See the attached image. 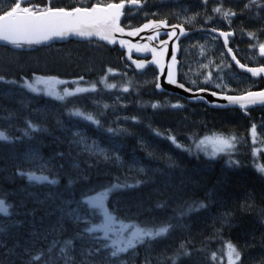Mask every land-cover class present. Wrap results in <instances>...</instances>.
Wrapping results in <instances>:
<instances>
[{"label":"rangeland","instance_id":"obj_1","mask_svg":"<svg viewBox=\"0 0 264 264\" xmlns=\"http://www.w3.org/2000/svg\"><path fill=\"white\" fill-rule=\"evenodd\" d=\"M50 1L53 7H66L75 3L81 5L102 4L112 0ZM248 2L249 0H207V3L204 0H148L144 8L127 11L123 24L132 27L146 18L168 16L190 27L198 24L200 26H219L224 18L222 14L215 13L214 8L221 7L236 14L244 13L246 17L241 19L227 18L229 25L236 33V39L232 43L233 46L242 49L239 51L242 56L257 63L261 61V57L257 53L258 45L264 43V0H257V4L245 9L244 6ZM9 4L8 0H0V13L4 12ZM192 17L194 19L189 21V18ZM248 33H254L255 38L250 39ZM70 45L62 44L41 51L23 53L0 47V76H3L5 81H16L14 85L0 81V105L3 103L0 127L8 132L10 137V142L0 143V154L8 157L6 165L0 166V197L12 205L9 209V216H0V226L9 224L6 232L0 233V264H25L27 257L23 259L25 256L22 254L25 248L33 245L35 248H46L55 236L57 238V234H51V226L59 231L61 242L66 239L74 240L77 231L84 227L83 223L77 225L74 222L75 215L86 217L93 222L99 219L97 216L88 215L86 206L80 203L82 196L117 183L133 185V187H122L110 194L108 207L115 214L120 209H125L127 212L131 208L137 209L141 214L143 211L154 209L163 200H166L168 206L174 209L175 205H179L180 197L182 195L184 197L189 189L193 190L194 188H201L200 191L206 190L204 194H207L209 199L204 203L200 202L205 207L198 206L195 213L190 211V218L187 221L182 219L172 223L169 221L172 219L171 216H164L160 210L158 216L155 215L157 208L152 210L149 216L138 223L156 225L170 223L173 228L165 237L155 241H146L144 245H139L134 251L125 254L123 257L125 264H137L138 261V264H141L139 257L151 264H171L170 258L174 257L181 243L187 246L191 255L180 257L177 264H227L226 257L223 255L222 257L220 255L216 261L210 260V252H208L209 255L206 253L203 256L204 251L201 248L193 249L188 246L190 240L183 238L188 235L191 239L193 226L195 227L193 224L199 227L202 225V219L205 216L209 217L210 209L207 204L210 207L218 206L219 203L228 205L230 197L239 195L240 200H252L253 203H258L264 212V174L258 173L255 168L257 163L264 164V108L252 111L249 119L246 116L237 115L233 111L218 115L207 114L203 108L187 106L177 97L159 96L153 93L155 92L153 85L156 77L154 72L137 74L127 70L120 60V56L113 50L98 44L71 42ZM70 51H74V53ZM182 53L181 73L186 75L192 88L212 87L227 93H243L253 85V81L249 77L240 74L229 65L223 47L215 36L199 34L187 39L182 44ZM93 69L94 71H92ZM109 69L112 70L111 73ZM34 77H54L67 81L68 83L56 85L60 92L64 88L70 90H74L76 87L89 88L93 84L96 85V91L77 94L60 101L42 93H32L20 86L24 79L31 82ZM105 77L107 83L116 84L117 87L106 88L105 84L100 83L101 79ZM125 86L129 88V91H122ZM38 87L43 88L42 85ZM248 87L250 88L248 89ZM145 104H149L148 111L144 108ZM152 104L162 106L153 108ZM173 104H181L182 108H173ZM104 105H108V107L105 108ZM77 108L92 113L101 121V126L98 127L69 114L71 110ZM31 112L34 115L29 116L28 114ZM133 117L135 120L132 119ZM162 120L164 121L162 122ZM26 122L34 124L39 131L33 132L31 129H27ZM235 122L236 125H234ZM168 123H175L177 126L184 125L185 130H188L187 138L176 129H166L165 133L156 129L150 130L151 126L161 129L164 124ZM253 125L257 129L255 144L251 135ZM110 127L117 131L108 132L107 129ZM53 128H55V132H52ZM25 130L28 131V135H24ZM123 131H127L125 135L128 133L132 137V141L128 144L125 142L126 137L121 133ZM75 132L79 133V136L74 135ZM157 132L160 135H157ZM64 133H67L62 138L66 139L65 143L57 139ZM214 135L234 136L236 138L235 148L230 153H220L213 158L211 145H205L199 149L196 147L200 139ZM169 136L175 137L177 143L183 147L178 148L168 139ZM81 138L83 143H78ZM93 143L96 145V149L93 152L86 151L85 146L90 147ZM254 148L262 149L255 157L253 156ZM100 149L104 150L108 159H105L104 155L100 153ZM193 154L194 158L191 156ZM218 158L221 159V162L218 164V168L213 170L214 161ZM230 161H238V163L232 164ZM19 172L39 173L47 176L50 180L56 179L58 183L51 185L46 182H28L26 176L18 175ZM216 175L222 177L220 176L221 182L219 181L218 184L219 193L213 195L208 187ZM80 178H83L84 182L79 187L75 185V182ZM70 181L71 183H69ZM233 184L235 185L233 186ZM150 185H154L159 192L146 188ZM231 188L233 190H230ZM195 189L194 191H196ZM68 190L69 192L66 194ZM146 194L157 198L162 197L158 202L148 204L144 201L147 197ZM23 197L26 200L35 199L43 204V208L18 220L16 214L19 212L16 211V207L23 205ZM57 198H60L59 203ZM240 200L237 199L238 202ZM220 204L219 208L222 207ZM126 212H123L119 218L127 223H137L136 219L131 218L137 216L134 214L127 216ZM251 214L253 213L251 212ZM254 218H249V220L253 222ZM191 219L192 221H190ZM10 221L14 224H10ZM18 223L27 226L29 235L21 237ZM197 227H195V232ZM67 228L70 229L69 234L72 235L67 233ZM10 231L11 236L8 237ZM262 238L264 239V235ZM262 238L260 233L258 244L252 245L253 242L247 244L246 251L242 252L240 264H250V260H253L258 254L263 255L264 249L260 250L263 248L264 240ZM230 242L233 243V241ZM78 245L76 248L74 247V253L77 258H80L81 249L93 246V242L80 240ZM195 254L198 260L195 259L194 262L192 257H195ZM262 260L264 264V257Z\"/></svg>","mask_w":264,"mask_h":264},{"label":"snow or ice","instance_id":"obj_2","mask_svg":"<svg viewBox=\"0 0 264 264\" xmlns=\"http://www.w3.org/2000/svg\"><path fill=\"white\" fill-rule=\"evenodd\" d=\"M207 3V0H204ZM14 6L10 10L4 11L0 15V42L12 45L15 48H20L23 45H38L50 40L52 37L65 38L68 35H77L81 37L96 35L102 40H106L109 43H114L113 33H124V28L120 27L119 20L122 13V9L125 8V4L134 5L140 7L143 0H121L118 4H108L105 7L93 6L92 8L76 7L71 11H67L64 8L53 9L46 7L45 10H34L35 6H22L23 0H13ZM257 4V0H249L245 4V9H249L251 5ZM259 6V5H258ZM215 13L222 14L224 18L235 16L236 13L231 10H224L221 7L214 8ZM194 17L189 18V21ZM166 26L165 21H149L142 27L134 29L128 32V35H135L141 31L147 29H159ZM179 27L180 35H184L185 31L182 26L173 25V31L167 33L169 38L176 36L175 29ZM215 31V29H212ZM231 32H220L219 35L225 37V44L227 45V37L231 36ZM250 39L255 38L254 33H248ZM159 32H155L154 35L148 36L146 39L152 41L154 38H158ZM127 42L121 40L120 44L123 46ZM162 44L167 45V41H161ZM129 47H132L129 45ZM137 50L152 51L153 60L150 63H155L158 66L161 64V60L158 58V53L155 48H149L148 44L142 46L136 45ZM259 54L264 56V43H259ZM175 49L173 50V64L169 65L167 82L175 84L177 87L183 88L182 84H178L173 72L175 62ZM235 59V57H233ZM138 69L145 67L143 61H133ZM239 64V61H237ZM241 68H245L243 64ZM252 75H258L264 73V67L261 68H246ZM111 69L109 72L111 73ZM163 72V68H161ZM83 79V78H81ZM106 77L102 78L100 83L105 84L108 89L116 88L117 85L113 83H107ZM159 79V78H158ZM0 81L8 84H16V81H5L3 76H0ZM68 83L67 81L58 80L54 77H34L30 82L27 79L23 80L20 85L26 88L28 91L35 94H44L53 99L64 101L67 97L75 96L77 94L96 91V85L93 84L89 88L76 87L74 90L64 88L62 92L58 91L56 85ZM75 83V82H74ZM43 86L40 88L38 86ZM157 89L161 88L159 82L156 84ZM122 91H129L128 87H123ZM188 91V89H185ZM224 99L228 100L229 104H239L244 109L248 105L252 104H264V91L260 92H248L244 96L233 97L226 96ZM160 105L152 104L153 108H157ZM105 108L108 105H104ZM173 108H179L181 105L173 104ZM72 116L79 117L85 121L90 122L93 125L101 126V121L96 118L92 113L84 112L80 109H73L69 113ZM135 120V117L132 118ZM27 123V129L31 131H39V129L31 122ZM108 132L112 133L117 130L108 128ZM28 131L25 130L24 135H28ZM74 135L79 136V133ZM157 135H160L157 132ZM251 135L253 137V143H256L257 129L253 125L251 129ZM168 139L172 141L178 148H182L183 145L177 143L175 137L169 136ZM10 137L4 131H0V141H9ZM234 136L225 137L220 135H214L211 137H205L200 139L196 147L199 149L205 145L212 146L213 158L220 153L231 152L235 148ZM78 143H83V140ZM96 149V145L85 146V150L93 152ZM104 155L105 159H108L103 149L99 150ZM262 149H253V156L255 157ZM119 159V157H117ZM232 164H237L238 161H230ZM256 171L260 174H264V164L257 163L255 165ZM18 175L26 176L28 181L54 185L58 183L56 179H49L45 175H36L34 172H19ZM71 183V181L69 182ZM122 187H133V185H121L119 183L113 184L110 187L102 188L91 193H86L82 196L80 203L86 206L88 215L97 216L99 219L95 222L82 217L80 215L74 216V222L79 225L84 224L82 229L77 231L75 240H90L93 242V246L89 248H82L79 254L80 258H77L74 253V240L66 239L62 242L53 238L52 242L47 245L46 248H35V246L27 247L23 250V255L27 257L25 264H125L124 255L137 249L139 245H144L146 241H155L158 238L165 237L169 234L173 225L170 223L156 224H140V223H127L121 220L113 211L108 207V199L110 194ZM12 205L8 204L4 198H0V216L7 217L10 215L9 209ZM200 208L205 207L204 204L199 205ZM190 207L188 211H192ZM75 211V210H73ZM185 213L181 211L180 215ZM72 215L71 213L69 214ZM6 229L0 226V233H5ZM58 249V250H57ZM191 252L186 248L184 243H181L179 249L171 259V264H177V260L180 257L190 256ZM226 257L227 264H240L242 260L241 249L232 242H227L225 245V251L222 253ZM213 261L217 260V254L213 252L211 254Z\"/></svg>","mask_w":264,"mask_h":264},{"label":"water","instance_id":"obj_3","mask_svg":"<svg viewBox=\"0 0 264 264\" xmlns=\"http://www.w3.org/2000/svg\"><path fill=\"white\" fill-rule=\"evenodd\" d=\"M121 3V2H119ZM112 4H118V3H112ZM108 5V4H107ZM107 5H93V6H98V7H105ZM144 5V2L142 3L141 6ZM93 6H91L90 8H92ZM140 6V7H141ZM133 7H137L134 5H129V4H125V8L122 9V13L123 15H121L120 20H119V25L120 27L124 28V33H120V32H115L113 33V38L115 40L114 43H109L106 40H102L100 39L98 36L93 35V36H85V37H81V36H77V35H68L65 38H61V37H52L50 40L38 44V45H31L30 47H28L27 49H31L34 48L36 46H41V45H48L51 44L53 42H66L70 39L72 40H76V41H97L100 43H103L104 45L110 47V48H115L117 47L119 50L124 52V57L125 60L132 66V68L134 70H136L137 72H143L146 69H148L149 67L153 66L156 71H157V82L160 83L161 88L157 89V87L155 86L156 92L157 93H164V94H170V95H175L178 96L190 103H203L206 106L213 108V109H217V110H226V109H240V110H247L250 108H257V107H263L264 104H252V105H248L246 108L242 109L239 104H229L228 100L224 99V97L226 96H233V97H239V96H244L246 95L248 92H245L243 94H227V93H223V92H219L216 90H212V89H208V88H200V89H191L186 87L185 85H183V88L181 87H177L175 84H171L167 82V77H168V71H169V65L173 64V50L175 49V62H174V67H173V72L175 74V79L177 81V68H178V60H177V56L180 52V47L179 44L181 42L182 39L188 37L189 35H191L194 32H198V31H206L209 32L211 34H214L215 36H217L220 40L222 45L225 48V52L226 55L228 56L230 62L241 72L247 73L248 75H250L253 78H258V77H264V73H259L258 75H252L251 72L247 71L246 68H261L262 66H258V67H254V66H245V68H241L240 65L242 64L234 55L233 50L230 48V39H233L235 37L234 33L231 36L227 37V45L225 44V37L220 36L219 33L220 32H226V31H220V30H216L212 31L213 28H204L201 30H193V31H187L184 28L185 34L184 35H180V30L179 27H177L175 29L176 31V36L169 38V36L167 35V33L173 31L172 26L173 25H168L167 21L166 22V26L159 28V29H147L145 31H141L138 34L135 35H128V32L133 31L134 29L140 28L142 27L144 24L148 23L149 21H154V22H159V21H163V20H148L145 23H143L140 26L134 27V28H125L124 26H122V20L124 17V12L125 9L127 8H133ZM88 8V9H90ZM66 10V9H65ZM73 10V9H71ZM71 10H67V11H71ZM232 17V16H231ZM176 26H180L178 24H174ZM159 32V36L158 38H154L152 41H148L146 38L150 35H154L155 32ZM163 36L165 37V39L160 40L159 38ZM126 41L127 43L125 45H121L120 41ZM161 41H167V45H164L161 43ZM144 44H148L149 48H155L157 53H158V58L161 60V64L160 66H158L155 63H150L153 60V53L152 51H144V50H137V48L135 47L136 45H144ZM5 45H9L3 42H0V46H5ZM129 45H131L132 47H129ZM11 46L14 50H22L24 47L21 46L20 48H15L12 45ZM259 51V49H258ZM134 57H138V58H145V57H149L150 59L148 61H143L145 64V67L142 69H138L136 64L133 63V61H137L140 62L142 60H139L138 58H134ZM233 57H235V59H233ZM237 61H239V64L237 63ZM161 68H163V72H161ZM159 78V79H158ZM178 84H181L177 81ZM185 89H188V91H185ZM260 91H264V89L262 90H258V91H249V92H260ZM36 175H40V174H36Z\"/></svg>","mask_w":264,"mask_h":264},{"label":"trees","instance_id":"obj_4","mask_svg":"<svg viewBox=\"0 0 264 264\" xmlns=\"http://www.w3.org/2000/svg\"><path fill=\"white\" fill-rule=\"evenodd\" d=\"M47 1L49 2L50 0H41V1L37 0V1H35V3L38 4V6H35V9L36 10H44V9H46L47 6H45V5H47ZM115 1H121V0H112V1H109V2H106V3H102V4H108L110 2H115ZM143 2H144V6L143 7H145L147 5V3H148V0H143ZM91 5L92 4L81 5V4L75 3V4H72L70 6H67V8H73V7H76V6H78V7H90ZM10 8L11 7L7 8L5 11L10 10ZM153 18H155V17H153ZM160 19L166 20L169 23H173V22L174 23H178V24H181L182 23L181 21L176 20V19L173 20V19H171L168 16H163ZM231 30H234V29L231 28ZM102 46L105 47L104 45H102ZM115 51L118 54V56L121 54V53H119L118 50H114V52ZM153 88H154V86H153ZM253 90H255V89H253ZM203 109L206 112V109L205 108H203ZM232 111L235 112L237 115H241V116L243 115V113L241 111H235V110H232ZM218 114H220V113H217L215 115H218ZM246 117L249 119L251 116H246ZM174 127H175V129H185V126L182 125V124L179 125V126H177L174 123ZM191 156L194 158V154L191 155ZM214 162H215V164H214V166H213L212 169H214L215 167L218 166V164L221 162V159L218 158ZM83 182H84V179L83 178H80L78 181L75 182V184L80 187V186H82ZM193 191H194V189L192 190V192ZM189 192H191V191H189ZM207 197H208L207 194H204V193L203 194H197L196 198H195V196H190L189 201L191 202V206H192V204H196V205L199 206L200 205V202H203L204 203L206 201H209V199ZM230 198H231V200L229 199L228 205L223 204V203H222V205L220 204L223 207L221 209L219 208V206H215V207L211 206L210 207V205L207 204V207H209V209H210L209 211L211 212V213L208 212V216L210 218L205 216V218L202 219V225H200L199 227L195 226V227H197L196 232H195V227H194L193 233H192L193 236H192L191 239H189V236L188 235L185 237V239L190 240L189 243H190V246L191 247L193 246V249L194 248H196V249L200 248L197 245V243H196L197 240L199 242H201L200 239L203 240V241H209V242H211V244L208 243L207 246L203 244L204 245V248H205V251H207V253L210 252V255L208 253L210 260H212L211 259V253H213V252H215L217 254V259H218V257L220 255L222 257L223 250H225V245L229 241H233V243L235 245H237L241 249L242 252H245L246 249H247V247H248L247 244H249L250 242H253L252 245L253 244H258L257 242L260 239V233H261V238L264 235L263 234L264 233V212L261 210L260 205L258 203L257 204L256 203H253L252 200L251 201H246V200L243 201V199L240 200V196L239 195L236 198L235 197H233V198L230 197ZM237 199L240 200V202H238ZM224 206H226V207H224ZM253 206H255V207H253ZM167 207H168L167 201L166 200H163V201H160L158 203V205L155 206L154 208L155 209L157 208V212H159V209H161V208H164V210L167 211ZM217 207H218V209H217ZM189 208H190L189 205H181L180 203H179V205H175V208L173 209V213H172V214H175V215L169 221H171L172 223L173 222H177V221L182 220V219H186V221H187L190 218V214H191L188 211ZM215 208H216V210H215ZM149 209H151V208H149ZM152 210H154V209H152ZM152 210H150V213L152 212ZM220 210L222 211V213H221ZM128 211H131V209H128ZM181 211H183L185 213L183 216L180 215ZM219 211H220V213H218ZM123 212H126V210H118V211H116V215L119 217ZM240 212H241V214H240ZM251 212L253 214H251ZM242 213H244V214H242ZM250 214L253 215V216H251ZM129 215H130V213H127V216H129ZM147 215H148L147 213L146 214L145 213H141L139 215V217H131V218L136 219L135 222L138 223V222H141L142 220H144L147 217ZM212 216H214V217H212ZM215 216H216V218H215ZM237 217H238V219H237ZM252 217H255L253 222H251L250 220H248L249 218H252ZM232 218H234L239 223H237ZM216 219H218V220L216 221ZM242 219H243V221H242ZM244 221H246L245 222V225H244ZM221 222H222V224H221ZM237 225H238V227H237ZM208 226H210V227H208ZM3 227L6 229V228L9 227V224H5ZM227 227H229V228H227ZM225 228H227V229H225ZM69 232H71V231H70L69 228H67V233L69 234ZM220 232H221V234H220ZM236 232L239 233V234H237ZM207 233L208 234L209 233L211 234V237L210 238H208ZM227 234H229V236ZM69 235H72V234H69ZM9 236H11V231L8 233V237ZM262 240H264V239L262 238ZM79 242H80V240H75L74 239V247L75 248H76V245L79 244ZM262 246H263V248H261V249H264V241H263ZM141 256H142V254H141ZM256 257L253 260H250L249 263L250 264H263L262 258L264 257V253H263V255L258 254V256H256ZM23 259H25V258H23ZM139 260H140L141 264H151V263H149V261H143L142 260V257H139ZM245 261H246V258H245Z\"/></svg>","mask_w":264,"mask_h":264},{"label":"bare ground","instance_id":"obj_5","mask_svg":"<svg viewBox=\"0 0 264 264\" xmlns=\"http://www.w3.org/2000/svg\"><path fill=\"white\" fill-rule=\"evenodd\" d=\"M66 8H67V6H66ZM232 17H235V16H232ZM196 26H199V24L198 25H196ZM193 27H195V26H193ZM203 29V28H202ZM55 43V45L56 46H59V44H60V42H54ZM70 43V42H69ZM52 44V43H51ZM51 44H48V45H45L46 47H49ZM86 44V43H85ZM70 45V44H69ZM65 46H67V43H66V45ZM71 46V45H70ZM74 46V45H73ZM80 46V45H79ZM64 47V46H63ZM66 48V47H65ZM73 48V47H72ZM68 49V48H67ZM77 49V48H76ZM75 49V50H76ZM66 50V49H65ZM64 50V51H65ZM105 50V49H104ZM63 51V52H64ZM80 51V50H79ZM70 52H73L74 53V51H70ZM70 52H68L69 54H70ZM116 52V51H115ZM82 53H83V51H82ZM93 53V52H92ZM120 53V52H119ZM72 54V53H71ZM76 54V53H75ZM77 55V54H76ZM75 55V56H76ZM68 56V55H67ZM93 56V55H92ZM120 56V55H119ZM123 56V55H122ZM73 57H74V55H73ZM77 57V56H76ZM85 58V57H84ZM102 58V57H101ZM147 58V57H146ZM145 58V59H146ZM149 58V57H148ZM105 60V59H104ZM83 61V60H82ZM100 61V60H99ZM114 62V61H113ZM124 62V61H123ZM128 63V62H127ZM221 63V62H220ZM89 64V63H88ZM98 65V64H97ZM260 65V64H259ZM262 65V64H261ZM87 66V65H86ZM95 66V65H94ZM91 67V66H90ZM92 67H93V65H92ZM68 68V67H67ZM98 68V67H97ZM95 69H96V66H95ZM101 69V68H100ZM10 70V69H9ZM13 71V70H12ZM66 71H67V69H66ZM88 71V70H87ZM92 71H94V69L92 70ZM98 72V71H97ZM96 72V73H97ZM101 72V71H100ZM227 72V71H226ZM231 73H232V71H230ZM10 73V72H9ZM184 74V73H183ZM89 76V75H88ZM91 76V75H90ZM186 76V75H185ZM227 77V76H226ZM234 77V76H233ZM96 78V77H95ZM192 78V77H191ZM229 78H230V76H229ZM86 79V78H85ZM190 79V78H189ZM239 79V78H238ZM192 80V79H191ZM246 80H247V78H246ZM177 81H180V80H178L177 79ZM190 81V80H189ZM242 81H243V79H242ZM192 82V81H191ZM202 83V82H201ZM248 83V82H247ZM253 83V82H252ZM201 85V84H200ZM245 85V84H244ZM205 86V85H204ZM246 86V85H245ZM241 87V86H240ZM220 88V87H219ZM250 87H248V89H249ZM252 88H254V87H252ZM252 88H250V89H252ZM238 90V89H237ZM240 90V89H239ZM244 90V89H243ZM154 91V90H153ZM221 92H223V91H221ZM240 92V91H239ZM149 93V92H148ZM153 93H155V92H153ZM224 93V92H223ZM232 93V92H231ZM151 94V93H150ZM151 95H153V94H151ZM145 96V95H144ZM156 96V95H155ZM159 97V96H158ZM152 99V98H151ZM154 99V98H153ZM175 99V98H174ZM182 100V103L183 104H185V105H187V106H199V108L201 107V108H205L206 109V113L207 114H211V115H215V114H217V113H224V112H230V111H232V110H217V109H213V108H210V107H208V106H206L205 104H203V103H190V102H188V101H186V100H184V99H181ZM170 101V100H169ZM176 101V100H175ZM160 102V101H159ZM174 102V101H173ZM179 103V102H178ZM148 105L149 104H145V106H144V108H145V110H147L148 111ZM158 105H160V104H158ZM179 105H181V104H179ZM160 106H162V105H160ZM180 108H182V105H181V107H179V108H177V109H180ZM200 108V109H201ZM127 109V108H126ZM128 109L130 110V108L128 107ZM160 109V108H159ZM171 110H173V109H171ZM167 111H168V109H167ZM166 111V112H167ZM165 112V111H164ZM116 113H118L117 111H116ZM158 114H160L159 112H158ZM231 114V113H230ZM29 116L30 115H32V112L31 113H29L28 114ZM155 115V114H154ZM168 115V114H167ZM232 115V114H231ZM230 115V116H231ZM163 116V115H162ZM161 116V117H162ZM165 116V115H164ZM179 116V115H178ZM243 116V115H242ZM160 117V116H159ZM235 117H237V116H235ZM162 119V118H161ZM164 119V118H163ZM166 119V118H165ZM235 119V118H234ZM160 120V119H159ZM14 121V120H13ZM164 120H162V122H163ZM228 121V120H227ZM246 121V120H245ZM160 122V121H159ZM161 122V123H162ZM166 122V121H165ZM170 122V121H169ZM247 123V122H246ZM227 124V123H226ZM237 123L235 122V124L234 125H236ZM154 125V124H153ZM227 125H229V124H227ZM232 125H233V123H232ZM243 125H244V123H243ZM158 126V125H157ZM145 127V126H144ZM244 128V127H243ZM160 130V131H162V132H164V130H166V129H174L175 130V127H174V123H168V124H164L163 126H162V128L160 129V127H159V129H158V127H153V126H151L150 127V130L152 131V130ZM246 129V128H245ZM244 129V130H245ZM176 130H178V131H180L181 133H182V135L183 136H186V138H187V135H188V130H185V129H176ZM144 131V130H143ZM126 132L127 131H123V132H121L122 133V135L123 136H125L126 138H125V142H126V144H128L129 142H131L132 141V137L130 136V135H128V133H127V135H125L126 134ZM166 132V131H165ZM164 132V133H165ZM76 133V132H75ZM146 133V132H145ZM172 133V132H171ZM179 133V132H178ZM174 134V133H173ZM175 134H177V133H175ZM194 134V133H193ZM67 135V133H64V134H61V135H59V137H58V140L60 141V142H64L66 139H62L64 136H66ZM169 135V134H168ZM74 136V135H73ZM143 136V135H142ZM146 136V135H145ZM86 137V136H85ZM67 138V137H66ZM84 138V137H83ZM87 138V137H86ZM86 138H84V139H86ZM182 138V137H181ZM189 138V137H188ZM193 138V137H192ZM62 139V140H61ZM82 139V138H81ZM183 139V138H182ZM184 140V139H183ZM188 140V139H187ZM81 141V140H80ZM185 141V140H184ZM0 142H3V143H5V141H0ZM10 142V141H9ZM16 143H18V141H15ZM22 142V141H21ZM77 142H78V140H77ZM86 142V141H85ZM141 142V141H140ZM189 142V141H188ZM43 143V142H42ZM65 143V142H64ZM63 143V144H64ZM123 143V142H122ZM122 145V144H121ZM186 145V144H185ZM189 145V144H188ZM40 147V146H39ZM38 147V148H39ZM135 147V146H134ZM43 148V147H42ZM121 148V147H120ZM126 148V147H125ZM45 149V148H44ZM48 149V148H47ZM129 149V148H128ZM32 150V149H31ZM36 150V149H35ZM155 150V149H154ZM163 150V149H162ZM160 151V150H159ZM171 151V150H170ZM46 152V151H45ZM53 152V151H52ZM172 152V151H171ZM248 153V152H247ZM37 154H39V153H37ZM163 154V153H162ZM174 154V153H173ZM38 156V155H37ZM43 156V155H42ZM162 156V155H161ZM41 157V156H40ZM161 158V157H160ZM176 158H178V157H176ZM171 159V158H170ZM248 159H250V158H248ZM7 161H8V157L6 156V155H4V154H0V166L1 167H3L4 165H6V163H7ZM159 161V160H158ZM163 163V162H162ZM245 163V162H244ZM251 164V163H250ZM148 165H150V164H148ZM160 165V164H159ZM193 166V165H192ZM168 167V166H167ZM188 167V166H187ZM158 168H160V167H158ZM162 168V167H161ZM197 168V167H196ZM218 168V166L217 167H215L213 170H215V169H217ZM221 168V167H220ZM249 168H251V167H249ZM199 169V168H198ZM115 171V170H114ZM162 171H163V169H162ZM196 171V170H195ZM35 173V172H34ZM35 174H39V173H35ZM211 174V173H210ZM215 174V173H214ZM228 174V173H227ZM229 174H231V173H229ZM155 175V174H154ZM160 175V174H159ZM198 175H199V173H198ZM208 175V174H207ZM224 175V174H223ZM241 175V174H240ZM244 175V174H243ZM194 176V175H193ZM211 176H212V174H211ZM221 176V175H220ZM220 176H218V175H216L215 177H214V179L211 181V179H210V181H211V183H210V185H209V187H208V190L213 194V195H217L219 192H218V184H219V181L221 180V178H220ZM230 176V175H229ZM228 176V177H229ZM248 176V175H247ZM197 177V176H196ZM204 177V176H203ZM202 177V178H203ZM222 177V176H221ZM232 177V176H231ZM235 177V176H234ZM168 178V177H167ZM209 178H210V176H209ZM208 178V179H209ZM224 178V177H223ZM238 178V177H237ZM26 179H27V177H26ZM204 179V178H203ZM207 179V180H208ZM230 179V178H229ZM228 179V180H229ZM65 181L67 180V179H64ZM158 180V179H157ZM196 180V179H195ZM198 180V179H197ZM224 180V179H223ZM165 181V180H164ZM191 181V180H190ZM231 181V180H230ZM229 181V182H230ZM30 182V181H29ZM208 182V181H207ZM221 182V181H220ZM228 182V181H227ZM235 182V181H234ZM243 182V181H242ZM256 182H258V181H256ZM37 183V182H36ZM146 183V182H145ZM231 183H233V182H231ZM157 184V183H156ZM161 184V183H160ZM202 184V183H201ZM258 184V183H257ZM11 185H13V184H11ZM10 185V186H11ZM76 185V184H75ZM188 185V184H187ZM225 185H226V183H225ZM228 185V184H227ZM235 184H233V186H234ZM259 185V184H258ZM160 186V185H159ZM162 186V185H161ZM232 186V185H231ZM252 186V185H251ZM12 187V186H11ZM190 187V186H189ZM189 187H188V189H189ZM202 187V186H201ZM220 187V186H219ZM229 187V186H228ZM146 188H151V189H153L154 191H156V192H159L158 190H157V188L154 186V185H150V186H148V187H146ZM159 188V187H158ZM205 188V187H204ZM250 188V187H249ZM252 188V187H251ZM164 189V188H163ZM195 189V188H194ZM199 189H201V188H199ZM198 188H196L195 190L196 191H193L192 192V190L191 189H189L188 190V192H187V195H185L184 197H183V195H182V197H180L181 199V201L179 202L181 205H189V207H191L193 210L191 211V212H193V213H195V212H197V210H198V205H196V204H192V206H191V202L189 201V197L190 196H195V198H196V196H197V194H203L206 190H204V189H202L201 191L199 190ZM215 189V190H214ZM242 189V188H241ZM246 189V188H245ZM166 191H167V189H165ZM179 190V189H178ZM198 190V191H197ZM230 190H233L232 188L230 189ZM244 190V189H243ZM249 190V189H248ZM254 189H252V191H253ZM183 191V190H182ZM189 191H191V192H189ZM251 191V190H250ZM15 192H17V191H15ZM69 192V190L66 192V194ZM201 192H203V193H201ZM232 192V191H231ZM241 192V191H240ZM253 192H255V191H253ZM260 192H262V191H260ZM145 193V192H144ZM178 193V192H177ZM180 193V192H179ZM182 193V192H181ZM183 193H185V192H183ZM256 193V192H255ZM65 194V195H66ZM74 194V193H73ZM186 194V193H185ZM147 195V194H146ZM253 195V194H252ZM258 195V194H257ZM219 196V195H218ZM161 197L162 196H160L159 198H157L156 196H150V195H147V197H146V199L144 200L145 202H147L148 204H153V203H156V202H158L160 199H161ZM174 197V196H173ZM179 197V196H178ZM260 197V196H259ZM262 197V196H261ZM260 197V198H261ZM0 198H2V197H0ZM24 199H22V201L24 202L23 203V205L22 206H18V207H16V211H18L19 213H17L16 214V218L18 219V220H21V219H24L25 217H27V216H29V214L30 213H32V212H34V211H40L42 208H43V204H40L39 202H37L35 199H25V197H23ZM141 198V197H140ZM171 198V197H170ZM236 198V197H235ZM245 198V197H244ZM256 198V197H255ZM264 198V197H263ZM60 198H57V202L59 203V200ZM179 199V198H178ZM253 199V198H252ZM259 199V198H258ZM249 200H250V198H249ZM177 201V200H176ZM246 201H248V200H246ZM234 202V201H233ZM229 203V202H228ZM248 203V202H247ZM217 204V203H216ZM220 204V203H219ZM219 204H218V206H219ZM175 205V204H174ZM226 205H227V203H226ZM214 207V206H213ZM224 207H226V206H224ZM24 208V209H23ZM131 208V207H130ZM221 208H223V207H220V209ZM237 208V207H236ZM115 209V208H114ZM149 209V208H148ZM155 209V208H154ZM217 209H218V207H217ZM121 210V209H120ZM125 210V209H124ZM163 214H164V216H171V217H173L175 214H172L173 213V209L172 208H170L169 206L167 207V211H165L164 210V208H161V209H159ZM212 210V209H211ZM215 210H216V208H215ZM233 210V209H232ZM218 211V210H217ZM221 211V210H220ZM228 211V210H227ZM235 211V210H234ZM126 213H130V214H134L135 216H137V217H139V214H140V211H138L137 209H135V208H131V211H127ZM143 213H147L148 215L147 216H149V213H150V210H148V211H143ZM152 213V212H151ZM221 213H222V211H221ZM239 213V212H238ZM206 214V213H205ZM231 214V213H230ZM240 214H241V212H240ZM242 214H244V213H242ZM246 214V213H245ZM155 215H158L159 216V212H155ZM221 215V214H220ZM235 215V214H234ZM248 215V214H247ZM251 215V214H250ZM163 216V217H164ZM199 216V215H198ZM233 216V215H232ZM249 216V215H248ZM156 217V216H155ZM212 217H214V216H212ZM218 217V216H217ZM227 217V216H226ZM235 217V216H234ZM161 218V217H160ZM189 218V217H188ZM200 218V217H199ZM210 218V217H209ZM215 218H216V216H215ZM221 218V217H220ZM241 218V217H240ZM193 219V218H192ZM192 219L190 220V221H192ZM196 219V218H195ZM231 219V218H230ZM232 219H234V218H232ZM237 219H238V217H237ZM169 220V219H168ZM214 220V219H213ZM218 219H216V221H217ZM222 220V219H221ZM224 220V219H223ZM235 220V219H234ZM246 220V219H245ZM249 220V219H248ZM194 222H195V220H193ZM215 221V220H214ZM236 221V220H235ZM241 221V220H240ZM242 221H243V219H242ZM245 222L246 221H244V225H245ZM190 223V222H189ZM225 223V222H224ZM239 223V222H238ZM250 223V222H249ZM10 224H14V223H12L11 221H10ZM213 224V223H212ZM221 224H222V222H221ZM220 224V225H221ZM18 225L20 226V229H19V231H20V234H21V237L23 236H27V235H29V233H28V228H27V226L25 225V224H23V223H18ZM192 225V224H191ZM193 225H195L196 226V224H193ZM198 225V224H197ZM234 225V224H233ZM240 225V224H239ZM227 226V225H226ZM208 227H210V226H208ZM217 227V226H216ZM219 227V226H218ZM223 227V226H222ZM235 227V226H234ZM237 227H238V225H237ZM193 228H194V226H193ZM206 228V227H205ZM227 228H229V227H227ZM227 228H225V229H227ZM244 228V227H243ZM247 228V227H246ZM50 229H52V232H51V234L53 235V234H57V238L56 239H58V240H60V233H59V231L55 228V227H53V226H51L50 227ZM210 229V228H209ZM233 229V228H232ZM240 229V228H239ZM193 230V229H192ZM218 230V229H217ZM216 230V231H217ZM250 230V229H249ZM18 230H17V232H19ZM208 231V230H207ZM212 231V230H211ZM215 231V232H216ZM237 231V230H236ZM251 231V230H250ZM190 232H192V231H190ZM210 232V231H209ZM244 232V231H243ZM181 233V232H180ZM187 233V232H186ZM189 233V232H188ZM237 233V232H236ZM252 233V232H251ZM59 234V235H58ZM220 234H221V232H220ZM232 234V233H231ZM237 234H239V233H237ZM205 235V234H204ZM203 235V236H204ZM226 235V234H225ZM228 236H229V234H227ZM252 235V234H251ZM202 236V235H201ZM207 236H208V238H210L211 237V234L209 233H207ZM213 236V235H212ZM221 236V235H220ZM233 236V235H232ZM245 236V235H244ZM56 237V236H55ZM54 237V238H55ZM242 237V236H241ZM185 239V238H184ZM219 240V239H218ZM192 241V240H191ZM194 241V240H193ZM200 241L201 242H199L198 240L196 241V243H197V245L204 251V254H203V256H205V254L207 253V251H205V248H204V245H208V243H210L211 244V242H209V241H203V240H201L200 239ZM217 241V240H216ZM262 241V240H261ZM215 242V241H214ZM256 242V241H255ZM202 243V244H201ZM260 243V242H259ZM204 244V245H203ZM188 246H190V245H188ZM195 246V245H194ZM187 247V246H186ZM193 247V246H192ZM259 247V246H258ZM167 250V249H166ZM260 250H262V249H260ZM256 251H258V250H256ZM257 253V252H256ZM255 253V254H256ZM142 254H144V253H142ZM195 257H192V259L194 260V262H195V259H197L198 260V257L196 256V254L194 255ZM201 257V256H200ZM24 258H26V257H24ZM138 258V257H137ZM257 258V257H256ZM18 259V258H17ZM187 259H189V258H187ZM187 259H185V260H187ZM137 261H138V259H137ZM135 263H136V261H135ZM139 263V261L137 262V264ZM198 264V263H197Z\"/></svg>","mask_w":264,"mask_h":264},{"label":"flooded vegetation","instance_id":"obj_6","mask_svg":"<svg viewBox=\"0 0 264 264\" xmlns=\"http://www.w3.org/2000/svg\"><path fill=\"white\" fill-rule=\"evenodd\" d=\"M9 2H10V4H9V7H11V6H13L14 5V3H13V0H8ZM35 1H37V0H23V4H22V6H29V7H32V6H38V4H36L35 3ZM39 1H41V0H39ZM45 6H47V7H51V8H53L54 9V7L51 5V2L49 1H47V5H45ZM8 7V8H9ZM34 10H36V9H34ZM235 17H236V19L238 18V19H241V18H244V17H246L245 15H244V13H241V14H236L235 15ZM235 17H229V18H235ZM224 18V17H223ZM145 20V19H144ZM144 20H142L138 25H141V24H143L144 23ZM168 25H174V22L173 23H169L168 22ZM178 25H180V26H183L187 31H193V30H201L202 28H205L206 26L205 25H199V26H195V27H190V26H188V25H184V24H178ZM209 26V25H208ZM214 28H217V29H219V30H225V31H227L228 29H230V28H232V26L231 25H229V23H228V21H227V19L226 18H224V20L221 22V24L219 25V26H216V25H214L213 26ZM199 34H207L206 32L205 33H203V32H194V33H192L191 34V36H188L187 38H185V39H182L181 40V42H180V52H179V54H178V56H177V60H178V80H180V81H178L179 83H181V84H184L185 86H187V87H191V85H190V83L188 82V80L186 79L187 77L185 76V75H183L182 73H181V68H182V62H183V53H182V44H183V42H185L187 39H190V38H192V37H196L197 35H199ZM160 40H163V39H165V37H163V36H161L160 38H159ZM236 39V38H235ZM234 39V40H235ZM233 40V41H234ZM71 43V42H70ZM69 42H67V44H70ZM88 44H95L94 42H88ZM59 45H62L61 43L59 44ZM63 45H66V44H63ZM97 45V44H96ZM53 46H56L55 45V43L53 42L49 47H46L45 45H41V46H36V48H34L33 50H30V49H28L29 51H19V52H36V51H41V50H45V49H48V48H51V47H53ZM3 48H6V47H3ZM231 48H232V50L234 51V53H235V55L237 56V58L240 60V61H242L243 63H245L246 65H249V66H262V67H264V57H262L261 58V61L260 62H257V63H253V61H251L250 59H248V58H245L244 56H242L241 55V53L239 52L240 50H242V49H240V48H237V47H235V46H233V43H232V45H231ZM9 49V48H8ZM114 50H117V49H114ZM113 50V51H114ZM120 52V51H119ZM121 54H120V60L122 61V63H123V65H124V67L127 69V70H129V71H132L133 72V69L130 67V65L126 62V60H125V58H124V55H123V52H120ZM123 55V56H122ZM134 58H138V57H134ZM146 58V57H145ZM138 58L139 60H142V61H148L150 58ZM124 61V62H123ZM260 64V65H259ZM262 64V65H261ZM229 65L231 66V67H233L234 68V66H232V64L231 63H229ZM149 71H152V72H154V74L156 75V77H155V80H154V82H156L157 81V72H156V69L154 68V67H150V68H148V70L146 71V72H144V73H147V72H149ZM142 74V73H141ZM245 76H247L248 77V75L247 74H244ZM250 78H253V77H250ZM249 78V79H250ZM253 79H256V80H254L253 81V85H252V87H254V88H252V89H255V90H260V89H262V88H264V77H258V78H253ZM155 84V83H154ZM200 88V87H199ZM2 107H3V103L0 105V116H2V112H1V109H2ZM181 109V108H180ZM32 115H34V114H32ZM32 115H30V116H32ZM51 121L54 123V121L51 119ZM54 129L55 128H53V131L52 132H55L54 131ZM0 131H4V132H6L4 129H2L1 127H0ZM6 134L9 136V134H8V132H6ZM7 142H9V141H7ZM0 143H3V142H0ZM27 181H28V179H27ZM29 182V181H28ZM36 183V182H35ZM43 183V182H42Z\"/></svg>","mask_w":264,"mask_h":264}]
</instances>
